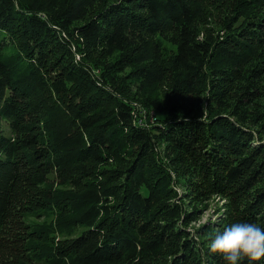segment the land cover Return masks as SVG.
I'll return each instance as SVG.
<instances>
[{
	"label": "trees",
	"instance_id": "obj_1",
	"mask_svg": "<svg viewBox=\"0 0 264 264\" xmlns=\"http://www.w3.org/2000/svg\"><path fill=\"white\" fill-rule=\"evenodd\" d=\"M180 168L264 218V0H0V264H203Z\"/></svg>",
	"mask_w": 264,
	"mask_h": 264
},
{
	"label": "rangeland",
	"instance_id": "obj_2",
	"mask_svg": "<svg viewBox=\"0 0 264 264\" xmlns=\"http://www.w3.org/2000/svg\"><path fill=\"white\" fill-rule=\"evenodd\" d=\"M220 9H217L216 7L212 10L211 15H216L217 18L220 16ZM221 20V19H220ZM207 22H205L202 25V28H200L201 30H205V31H210L213 34H216L218 31L222 30L221 28V24L214 22L213 18H211V23L209 26H205ZM116 57V55L112 56L109 58V61H113L114 58ZM129 71V68L126 70ZM126 73V72H125ZM163 88V89H162ZM161 92L165 93L167 92L166 88H164V86H160ZM134 91H136V88H134ZM160 90H158L157 92L154 93L153 98L155 97L156 93H158ZM138 92V91H137ZM135 92V93H137ZM141 92V91H139ZM144 92V91H143ZM134 93V95H135ZM142 93V92H141ZM153 93V92H152ZM143 99H147L144 97H140ZM203 97L202 96H196L195 99H192L191 103H190V112L192 114L201 116L206 118L207 116H210V114H207V110H200L198 109L199 106H202L203 103H205V100L202 102ZM148 103V100H146ZM137 104V108L142 110L143 113V117L141 118V121L144 122L146 124V120L147 117L150 118L152 121H154L156 119V113L154 112V110H151L150 107L146 106V104L142 103V102H135ZM200 104V105H198ZM205 107V106H204ZM224 109V108H223ZM240 118H245V115H241ZM239 121H241V119H238ZM246 123H248L249 125H251L250 120L245 118ZM3 122V130L6 133L11 132L10 127L6 124V121H2ZM149 124V123H148ZM162 145V144H161ZM166 148L167 151L168 150V145L165 146V144H163V146H160V150H159V156H160V160L162 162H164L165 165H168L171 168H177L178 165H180V161H176V160H172V153L171 152H166ZM135 151V149H134ZM156 154L158 155L157 151ZM127 158H131L130 155H126ZM182 165H185V163L182 162ZM180 173L179 176L180 178L178 179V177L176 176V173H174V176L176 178V187L179 190V192L181 194H185L187 191H191L189 193H191L190 196L186 197V195H182V199H186L187 201H189L188 206L190 207V209L195 210V216L194 218H192L191 220H189V222L186 223V228L187 231L190 232L191 236L196 237V239L198 237L202 238V239H206V243L209 244L210 239L212 238V236L215 234V232L222 230V228L224 226H226L227 224L234 222V221H238V219H230L231 217V211H233V209L235 208L234 204H233V200H236V196H228L227 198L223 195H219V194H211V196L207 199L204 200H200L198 201L195 198L196 192H197V181H196V177H198V175L193 174L191 170H182L180 168ZM175 172V171H174ZM190 173L192 176L188 175L187 173ZM202 178V177H201ZM57 180V179H56ZM259 184L255 185V187H259L261 188L264 184L263 182H258ZM45 188H49L48 185H45ZM63 189H68V191H72V186H62ZM253 192H249L248 195L253 196ZM188 193V192H187ZM255 196V194H254ZM181 199V200H182ZM191 199V200H190ZM180 199H174L175 202H180ZM26 208H30L32 213H29L31 211L29 210H25L26 212H28L27 214H25L24 216V220H26L31 214H33L32 216H30L28 222L31 223L33 226H36V228H39L40 224H44L45 223V215L42 216V214L40 216L34 215L36 214L34 212V210H36V206L35 205H29V206H25ZM227 209H230L229 211ZM247 210H244V213H246ZM41 212V210H39V213ZM43 213V212H41ZM262 213L264 214V207L262 210ZM56 217L55 214H51L47 217V221H52L54 220ZM243 218V217H241ZM245 219V218H243ZM248 221L250 222H255L259 225L264 226V218L260 219L259 221L253 220V218L251 217L250 219H248ZM227 222V223H225ZM79 225L75 224L73 226H63L62 229L63 231H60L58 229V234L61 236H64L65 238L70 237L72 235H74L75 233H79ZM205 232H207L208 234H206ZM57 234V233H56ZM3 256V255H2ZM245 261H248L247 259H245ZM2 263H6V259L2 258ZM203 264H226V262L223 260V258L219 255L216 254L214 256H209V258L207 259V261L205 260L203 262Z\"/></svg>",
	"mask_w": 264,
	"mask_h": 264
},
{
	"label": "clouds",
	"instance_id": "obj_3",
	"mask_svg": "<svg viewBox=\"0 0 264 264\" xmlns=\"http://www.w3.org/2000/svg\"><path fill=\"white\" fill-rule=\"evenodd\" d=\"M209 251L219 254L226 264H264V226L238 220L215 232L209 241Z\"/></svg>",
	"mask_w": 264,
	"mask_h": 264
}]
</instances>
